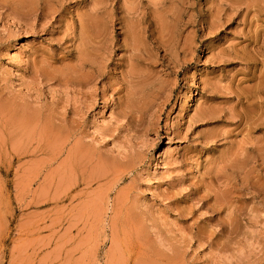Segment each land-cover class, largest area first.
I'll return each instance as SVG.
<instances>
[{"label":"rangeland","instance_id":"obj_1","mask_svg":"<svg viewBox=\"0 0 264 264\" xmlns=\"http://www.w3.org/2000/svg\"><path fill=\"white\" fill-rule=\"evenodd\" d=\"M0 264H264V0H0Z\"/></svg>","mask_w":264,"mask_h":264}]
</instances>
